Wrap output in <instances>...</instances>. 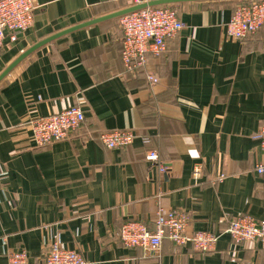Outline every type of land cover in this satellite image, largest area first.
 <instances>
[{
	"label": "crops",
	"instance_id": "1",
	"mask_svg": "<svg viewBox=\"0 0 264 264\" xmlns=\"http://www.w3.org/2000/svg\"><path fill=\"white\" fill-rule=\"evenodd\" d=\"M32 27L0 49V75L55 34L133 6L132 0H34ZM224 2L172 5L185 27L167 51L129 73L119 18L41 47L0 82V264L24 250L40 264L57 239L87 264H264L256 241L223 233L233 219L264 220V30L225 37ZM158 78L157 83L147 79ZM71 106L86 116L70 139L35 148L29 124ZM133 130L111 150L100 136ZM168 168L159 174L146 154ZM200 164L203 175L193 179ZM225 179L219 181V176ZM178 209L191 231L221 234L213 252L164 240L159 251L127 248L118 230L132 220L154 228L156 212Z\"/></svg>",
	"mask_w": 264,
	"mask_h": 264
},
{
	"label": "built area",
	"instance_id": "2",
	"mask_svg": "<svg viewBox=\"0 0 264 264\" xmlns=\"http://www.w3.org/2000/svg\"><path fill=\"white\" fill-rule=\"evenodd\" d=\"M152 0H132L133 6ZM36 5L34 0H0V49L4 47L7 36L15 42L18 34L29 30L34 22ZM123 32L122 61L129 73L144 68L150 55L159 56L167 51L170 41L176 39L185 25L172 5L148 7L119 18ZM225 37L229 40L243 41L248 36L264 30V0L237 6L230 20L223 24ZM151 83L159 80L148 74ZM86 120L80 106H71L60 112L33 118L30 134L35 148H46L54 143L65 141L77 132ZM136 138L133 130H116L101 134L100 139L108 149H123L133 144ZM260 147L264 151V122L259 128ZM149 167L159 174H167L168 168L159 161V154L149 150L146 154ZM256 172L264 175V163H259ZM203 175L202 165L193 170V179L199 181ZM219 176V181L225 179ZM191 217L186 211L178 209L156 212L154 228L138 220L126 222L118 230V238L127 248H143L159 251L164 240L178 247L192 246L202 253L213 252L217 248L221 234L208 231H191ZM236 244L256 241L264 247V220L250 215L233 219L223 231ZM9 264H29V256L24 250L8 253ZM40 264H87L84 256L64 247L57 239L53 240L40 260Z\"/></svg>",
	"mask_w": 264,
	"mask_h": 264
},
{
	"label": "water",
	"instance_id": "3",
	"mask_svg": "<svg viewBox=\"0 0 264 264\" xmlns=\"http://www.w3.org/2000/svg\"><path fill=\"white\" fill-rule=\"evenodd\" d=\"M223 1H232V0H152L148 3H143V4H139V5H135L132 7H129L125 10H122L120 12L111 14L109 16H105L102 18H98L95 20H92L90 22L75 26L73 28L64 30L58 34H55L49 38H46L45 40H42L40 42H38L37 44H35L34 46H32L31 48H29L26 52H24L19 58H17L1 75H0V82L15 68L17 67L24 59H26L28 56H30L32 53H34L35 51H37L38 49H40L43 46H46L52 42H54L55 40L64 37L74 31H77L79 29L82 28H86L89 27L91 25L100 23L102 21L105 20H109V19H115V18H120L122 16H125L127 14L130 13H134L136 11L148 8V7H157V6H167V5H176V4H182V3H198V2H223Z\"/></svg>",
	"mask_w": 264,
	"mask_h": 264
},
{
	"label": "rangeland",
	"instance_id": "4",
	"mask_svg": "<svg viewBox=\"0 0 264 264\" xmlns=\"http://www.w3.org/2000/svg\"><path fill=\"white\" fill-rule=\"evenodd\" d=\"M254 1H260V0H232V1H228L227 3H224V5L229 6V7H231L232 10H234L237 6H239L241 4L242 5L243 4H249V3L254 2Z\"/></svg>",
	"mask_w": 264,
	"mask_h": 264
},
{
	"label": "trees",
	"instance_id": "5",
	"mask_svg": "<svg viewBox=\"0 0 264 264\" xmlns=\"http://www.w3.org/2000/svg\"><path fill=\"white\" fill-rule=\"evenodd\" d=\"M224 2V1H223ZM228 2V1H227Z\"/></svg>",
	"mask_w": 264,
	"mask_h": 264
}]
</instances>
